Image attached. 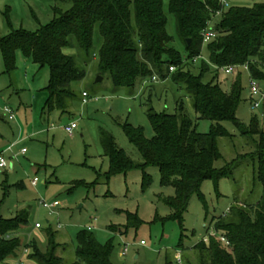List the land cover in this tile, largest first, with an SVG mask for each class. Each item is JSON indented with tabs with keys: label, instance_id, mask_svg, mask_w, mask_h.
<instances>
[{
	"label": "rangeland",
	"instance_id": "374dc122",
	"mask_svg": "<svg viewBox=\"0 0 264 264\" xmlns=\"http://www.w3.org/2000/svg\"><path fill=\"white\" fill-rule=\"evenodd\" d=\"M229 1L231 6L245 7L264 2ZM56 5L67 10L72 4L56 0H0V37L10 32L4 16L7 9H10L14 28L35 31L54 18ZM164 11L167 32L173 37L171 45L185 56V44L178 35L169 0H165ZM220 16L218 14L216 19ZM102 44L103 37L99 25H96L89 56L76 42L64 49L66 54L75 56L86 75L74 83L77 97L68 111H53L47 115L43 109L46 98L43 89L49 81V67L41 68L18 53L16 69L9 74L0 49V152L4 146L14 144L11 150L4 151L7 167L0 169V215L12 218L20 210L28 209L29 222L18 235L23 244L36 240L38 246L46 250V230L52 228L59 244L57 255L66 264L77 260V234L89 227L100 242L113 241V264H177V253L184 254L188 264L189 260L195 262L192 248L207 240L212 233L217 234L214 217L226 214L236 199L250 205L259 201L263 187L255 178L258 164L250 158L236 160L232 166V178H222L218 185L211 179L205 180L200 190L204 199L199 193L192 195L182 224L174 218V210L166 203L167 197L175 195V189L173 185L163 186L157 166L146 167V173L152 177L147 186L143 184L144 174L139 169L107 178L109 159L104 156L103 132L113 134L132 159L142 162L140 151L123 130L125 122L143 127L146 136L153 138L148 110L174 113L181 100L195 120L197 131L208 133L213 122L196 119L185 85L175 83L172 75L166 79L156 75L157 80L139 81L134 88L116 87L110 75L99 70ZM204 64L209 66L210 72L204 75L203 82L216 76L225 91H230L235 79L241 77L243 89L237 119L245 130H249L256 117L264 131V80H256L261 92L252 96L250 71L242 65L232 75L220 73L219 69L215 71L217 68L210 62L206 44L198 60L192 64L194 75L200 74ZM99 77L102 80L97 81ZM83 92L88 93L86 102L83 101ZM254 101L259 102L258 107L254 106ZM5 105L12 109L15 120H9L3 111ZM74 121L78 127L71 136L64 127ZM221 124L233 136L219 139L223 157L215 162L216 168L253 152V138L258 140L257 135H243L232 121ZM24 147L27 148L25 154L21 152ZM35 177L39 178L37 186L31 183ZM77 181L86 184H76ZM128 213L137 215L139 226L128 224ZM37 222L41 228H36ZM112 227H120L124 233H115ZM124 248L128 249L126 255L122 254ZM12 260L13 257L2 264H11ZM30 264L37 263L30 261Z\"/></svg>",
	"mask_w": 264,
	"mask_h": 264
},
{
	"label": "trees",
	"instance_id": "16d2710c",
	"mask_svg": "<svg viewBox=\"0 0 264 264\" xmlns=\"http://www.w3.org/2000/svg\"><path fill=\"white\" fill-rule=\"evenodd\" d=\"M56 1L72 5L67 10L56 5L54 18L35 31L14 28L10 9H7L4 16L10 32L0 37L6 71L10 74L16 69L18 53L41 68L48 66L50 77L43 89L46 93L44 113L67 112L77 97L74 83L82 80L86 73L75 56L66 54L64 49L76 42L89 56L94 27L99 25L103 37L99 70L102 74L108 73L116 87L134 88L139 81L157 76L166 79L172 75L175 83L185 85L196 119L213 122L211 130L208 133L197 131L183 100L177 102L174 113L151 108L147 115L154 131L153 138H148L141 126L129 122L122 125L129 141L140 151L142 162L132 159L113 134L102 133L104 156L109 159L107 178L139 169L143 171V184L147 186L152 177L145 169L149 165L157 166L163 186L173 185L175 189V195L167 197L166 203L174 210V218L182 224L192 195L199 193L204 199L200 190L205 180L211 179L218 185L220 179L233 177L232 166L236 160L256 161L255 178L263 187L259 201L250 205L236 199L226 214L214 217L217 234L209 235L207 240L192 248L196 263L189 260V264H264V131L256 117L249 130L237 119L243 89L240 76L232 83L230 91H225L216 76L203 82L204 75L210 72L207 64L198 75L192 71V64L206 44L210 62L217 68L215 71L228 65L248 64L251 77L264 80V2L252 7L230 5L223 8L219 0H169V10L176 17L177 32L186 48V55L182 56L171 45L173 37L167 32L165 0ZM218 14L221 16L216 19ZM210 28L215 36L204 43V31ZM223 121H232L243 135H257L258 140L253 138V152L216 168L215 162L223 157L219 139L233 136L221 124ZM76 184L86 182L77 181ZM29 216L28 209L20 210L12 218L0 215V264L19 256L24 247L30 248L29 259L37 264H66L57 255L59 244L52 228L46 230V250H42L36 240L23 244L18 235L28 224ZM134 223L139 226L140 219L128 213V224ZM119 228L111 229L124 233ZM113 249L112 240L100 242L92 229L81 230L77 234V260L72 264H113ZM181 260L188 264L184 254Z\"/></svg>",
	"mask_w": 264,
	"mask_h": 264
},
{
	"label": "built area",
	"instance_id": "2783aa9c",
	"mask_svg": "<svg viewBox=\"0 0 264 264\" xmlns=\"http://www.w3.org/2000/svg\"><path fill=\"white\" fill-rule=\"evenodd\" d=\"M219 1H220V3H221L223 8H227V7L230 6V1L229 0H219ZM203 35H204V43H208L209 41H211L214 38L215 33L213 32L212 28H210V29H206L204 31ZM238 67H239V65H228V66L220 67L219 70H220V73H223L225 75H232V74L236 73ZM243 67H245L247 70H249V65L248 64L243 65ZM171 70L172 71L175 70V67H171ZM153 80H157V77H154ZM252 80L253 81H252V86H251V95L252 96L258 95L261 92V89H260L259 85L257 84L256 79L252 78ZM87 97H88V93L87 92H83V101L84 102L87 101L86 100ZM0 104H2L1 97H0ZM254 106L258 107L259 106V102L258 101H254ZM3 111H5L8 114L9 120H11V121L15 120V116L13 114V111H12V109L9 106H7V105L3 106ZM77 127H78V123L74 121V122L66 125L64 127V129L66 130V132L69 135L72 136L73 133H74V130ZM13 146H14V144L10 145L6 150H11L13 148ZM21 152L25 154L27 152V148L26 147L22 148ZM6 167H7V163H6V159L4 157V151H2L0 153V169L6 168ZM31 183H32L33 186H37V184L39 183V178L35 177L31 181ZM43 204H44L45 207L49 208V204L47 202H44ZM41 227H42V225L37 222L36 223V228H41ZM88 229H91V227H89ZM212 235H215V234L212 233ZM220 239L222 241L228 243L226 238H224L223 236H220ZM127 251H128V249L124 248L122 250V254L126 255ZM30 253H31L30 248L24 247L23 251L20 252V255L13 258L11 264H30V261H31L29 259ZM176 258H177L178 263L182 264L181 254L180 253H177Z\"/></svg>",
	"mask_w": 264,
	"mask_h": 264
},
{
	"label": "crops",
	"instance_id": "0c3cea01",
	"mask_svg": "<svg viewBox=\"0 0 264 264\" xmlns=\"http://www.w3.org/2000/svg\"><path fill=\"white\" fill-rule=\"evenodd\" d=\"M0 136L2 137V134H1V133H0ZM6 147H7V146H4V147L2 148V149H3L2 151H5L9 146H8L7 148H6ZM4 148H5V149H4ZM2 151H1V152H2ZM1 152H0V153H1Z\"/></svg>",
	"mask_w": 264,
	"mask_h": 264
},
{
	"label": "water",
	"instance_id": "95a60500",
	"mask_svg": "<svg viewBox=\"0 0 264 264\" xmlns=\"http://www.w3.org/2000/svg\"><path fill=\"white\" fill-rule=\"evenodd\" d=\"M188 42L190 43V42H191V40H190V39H188ZM100 80H102V78H101V77H99V78L97 79V81H100Z\"/></svg>",
	"mask_w": 264,
	"mask_h": 264
}]
</instances>
